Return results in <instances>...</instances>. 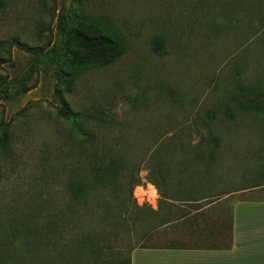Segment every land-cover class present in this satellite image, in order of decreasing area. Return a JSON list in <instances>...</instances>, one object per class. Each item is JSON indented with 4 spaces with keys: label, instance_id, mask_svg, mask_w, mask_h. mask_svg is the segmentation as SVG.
<instances>
[{
    "label": "rangeland",
    "instance_id": "obj_1",
    "mask_svg": "<svg viewBox=\"0 0 264 264\" xmlns=\"http://www.w3.org/2000/svg\"><path fill=\"white\" fill-rule=\"evenodd\" d=\"M93 21L107 22L124 50L106 65H76L67 88L56 73L67 32ZM14 40L27 50L12 46L0 59V132L9 136L0 238L18 237L0 248V264H75L64 263L63 242L48 247L36 234L41 202L52 215L63 210L68 180L86 172L84 138L67 122H83L91 147L140 179L131 196L117 184L64 211V241L92 239L80 253L100 255L89 264H129L132 249L155 245L170 218L150 211L157 196L239 186L242 162L260 158L264 107L242 102L255 87L264 105V0H0V42ZM24 220L33 230L10 233Z\"/></svg>",
    "mask_w": 264,
    "mask_h": 264
},
{
    "label": "crops",
    "instance_id": "obj_2",
    "mask_svg": "<svg viewBox=\"0 0 264 264\" xmlns=\"http://www.w3.org/2000/svg\"><path fill=\"white\" fill-rule=\"evenodd\" d=\"M257 153L242 162L239 186L158 204L157 196L150 211L170 218L155 245L132 249L130 264H264V149Z\"/></svg>",
    "mask_w": 264,
    "mask_h": 264
},
{
    "label": "trees",
    "instance_id": "obj_3",
    "mask_svg": "<svg viewBox=\"0 0 264 264\" xmlns=\"http://www.w3.org/2000/svg\"><path fill=\"white\" fill-rule=\"evenodd\" d=\"M108 27L109 25L107 22L93 21L86 22L84 25L82 24L81 29L71 28L68 30L66 42L61 52L62 58L67 57V60L63 63L61 62L60 70H62V72L56 71L58 83H62V85L66 84L68 88L77 75V69L73 70L76 65H106L115 55L124 50L123 39L114 31H109ZM12 46L24 47V50H27L24 44L16 40L12 41L7 48L4 47V42H0V59L2 55L10 58ZM118 51L120 52L117 53ZM20 87L23 88L24 86L20 85ZM255 92H257L255 87L245 90L244 100L242 102L245 111L258 112L259 109L264 107L261 96L256 95ZM67 123L72 128L73 133L79 134L84 138L83 141L87 147V154L83 160L86 172L79 180H68L66 189L69 202L66 203L67 205L64 206L63 210H57L54 214L55 216L49 211L47 202H41L38 206L36 217V234L39 236L40 240L48 242V244H46L48 247L51 242L55 246H57L58 242H63L61 245V256L64 263L72 259L75 261V264H77L81 263L82 258H84L83 264H89L93 258L99 256L100 259V255L97 251L93 252L92 255L80 253V249H83L85 244L89 245L92 239L78 238L73 244L72 242L67 244L64 241L65 226L62 220H67L64 211L67 216H72L74 211H77L79 207L73 208L70 207L69 204L86 206L89 202L98 198L97 194L105 193L106 191H115L114 186L117 184L125 187L129 196H131L133 188L140 183V179L134 177L131 167L126 163L123 162L118 164L120 158L116 157V155L98 154L91 147V132L82 126L83 122ZM8 137L5 130L0 132V152L7 153L9 151ZM135 207L138 212L144 209L143 206ZM33 227L34 226H32L30 222L24 220L20 225L10 223V227L8 228L11 229L10 233H12L15 230H33ZM51 235L52 237H50ZM17 237L18 236L0 238V248L4 247L6 244L14 243Z\"/></svg>",
    "mask_w": 264,
    "mask_h": 264
},
{
    "label": "bare ground",
    "instance_id": "obj_4",
    "mask_svg": "<svg viewBox=\"0 0 264 264\" xmlns=\"http://www.w3.org/2000/svg\"><path fill=\"white\" fill-rule=\"evenodd\" d=\"M150 188H151L150 195H151V197L155 198V190L153 187H150Z\"/></svg>",
    "mask_w": 264,
    "mask_h": 264
}]
</instances>
